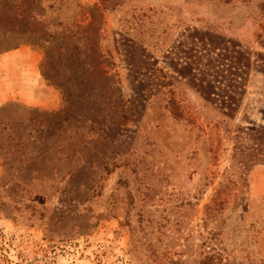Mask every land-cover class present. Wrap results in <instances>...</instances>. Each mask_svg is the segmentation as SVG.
<instances>
[{"label": "rangeland", "instance_id": "obj_1", "mask_svg": "<svg viewBox=\"0 0 264 264\" xmlns=\"http://www.w3.org/2000/svg\"><path fill=\"white\" fill-rule=\"evenodd\" d=\"M0 264H264V0H0Z\"/></svg>", "mask_w": 264, "mask_h": 264}, {"label": "crops", "instance_id": "obj_2", "mask_svg": "<svg viewBox=\"0 0 264 264\" xmlns=\"http://www.w3.org/2000/svg\"><path fill=\"white\" fill-rule=\"evenodd\" d=\"M32 79V78H31ZM31 93L30 94H19V99L24 102L25 104H30V105H36L40 104L41 100L40 97H38L33 89H30ZM24 91V89H23ZM7 96V95H6Z\"/></svg>", "mask_w": 264, "mask_h": 264}, {"label": "trees", "instance_id": "obj_3", "mask_svg": "<svg viewBox=\"0 0 264 264\" xmlns=\"http://www.w3.org/2000/svg\"><path fill=\"white\" fill-rule=\"evenodd\" d=\"M56 122H58V121H56Z\"/></svg>", "mask_w": 264, "mask_h": 264}]
</instances>
